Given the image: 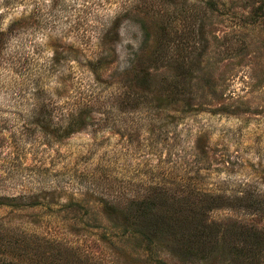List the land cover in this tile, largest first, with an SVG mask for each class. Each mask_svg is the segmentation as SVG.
<instances>
[{
    "label": "rangeland",
    "instance_id": "1",
    "mask_svg": "<svg viewBox=\"0 0 264 264\" xmlns=\"http://www.w3.org/2000/svg\"><path fill=\"white\" fill-rule=\"evenodd\" d=\"M163 195L264 238V0H0V225L99 264H264L146 251L127 213Z\"/></svg>",
    "mask_w": 264,
    "mask_h": 264
},
{
    "label": "trees",
    "instance_id": "2",
    "mask_svg": "<svg viewBox=\"0 0 264 264\" xmlns=\"http://www.w3.org/2000/svg\"><path fill=\"white\" fill-rule=\"evenodd\" d=\"M12 1L3 0L5 6H12ZM2 200L0 197V205ZM193 201L190 202L188 195L179 199L163 195L131 204L127 216L132 218V235L139 237L146 251L158 246L183 261L208 258L222 245L227 249L228 244L230 254L244 257L245 261L252 254L254 256L250 260L255 258L252 247L259 251L264 246L261 235L246 227L233 226L226 230L220 223L208 222L206 215L218 205L201 199ZM191 203L197 204L194 205L196 210ZM237 238L242 240L240 248L236 244ZM95 260L97 258L80 244H70L53 236L30 234L21 227L0 225V264H99Z\"/></svg>",
    "mask_w": 264,
    "mask_h": 264
}]
</instances>
